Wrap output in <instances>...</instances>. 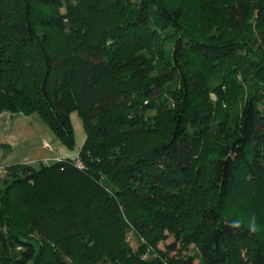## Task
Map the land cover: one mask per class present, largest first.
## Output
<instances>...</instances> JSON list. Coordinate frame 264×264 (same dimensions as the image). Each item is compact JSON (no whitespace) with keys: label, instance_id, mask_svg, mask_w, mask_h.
<instances>
[{"label":"trees","instance_id":"1","mask_svg":"<svg viewBox=\"0 0 264 264\" xmlns=\"http://www.w3.org/2000/svg\"><path fill=\"white\" fill-rule=\"evenodd\" d=\"M2 111L85 138L2 166L0 264H264V0H0Z\"/></svg>","mask_w":264,"mask_h":264},{"label":"rangeland","instance_id":"2","mask_svg":"<svg viewBox=\"0 0 264 264\" xmlns=\"http://www.w3.org/2000/svg\"><path fill=\"white\" fill-rule=\"evenodd\" d=\"M70 118L75 136V147L73 149L67 148L61 143L38 112L26 115L21 112L12 114L9 111H2L0 113V143L8 145V147L1 148L0 162L15 163L25 159L37 161L39 160L37 157L42 151H47L48 154L53 155L59 153V156L75 157L84 141L85 131L81 118L76 111L71 112ZM54 143L60 144L62 150H59V148L53 150L52 145ZM138 240L137 232H135L132 225L128 222V226L125 228V242L132 246V250H139L136 248ZM171 240V237L161 239L158 245L164 250L175 253L178 251V248L176 243H173ZM146 247L150 252L153 251L151 247ZM145 256L144 253L142 257L144 258ZM135 260L140 261L136 258Z\"/></svg>","mask_w":264,"mask_h":264},{"label":"clouds","instance_id":"3","mask_svg":"<svg viewBox=\"0 0 264 264\" xmlns=\"http://www.w3.org/2000/svg\"><path fill=\"white\" fill-rule=\"evenodd\" d=\"M227 226L233 231L240 229L241 227H246L251 234H255L260 230V226L258 225L254 214L248 218L246 224H244L241 219L234 218L228 223Z\"/></svg>","mask_w":264,"mask_h":264},{"label":"crops","instance_id":"4","mask_svg":"<svg viewBox=\"0 0 264 264\" xmlns=\"http://www.w3.org/2000/svg\"><path fill=\"white\" fill-rule=\"evenodd\" d=\"M12 114H13V113H12ZM10 118H11V117H10ZM52 148H53V150H56V148H59V150H62L60 144H58V143H54V145H52ZM0 152H1V151H0ZM77 152H78V151H77ZM61 156H64V155H61ZM76 156H77V153L75 154V157H76ZM56 157H60V156H59V153L53 155V154H48L47 151H45V152L42 151V153H41L37 158H39L40 161H50L51 159L56 158ZM72 158H74V157H72ZM39 160H37V161H39ZM23 161H27V162H36V161H34L33 159H25V160H23ZM7 163H9V162H6V163H2V162H0V169L2 168V166H3L4 164H7Z\"/></svg>","mask_w":264,"mask_h":264},{"label":"built area","instance_id":"5","mask_svg":"<svg viewBox=\"0 0 264 264\" xmlns=\"http://www.w3.org/2000/svg\"><path fill=\"white\" fill-rule=\"evenodd\" d=\"M56 158H57V159H61L62 156H60V157H56ZM73 159H74L75 164H76L78 167H82V163H81V161L79 160V158H78L77 156L74 157Z\"/></svg>","mask_w":264,"mask_h":264}]
</instances>
